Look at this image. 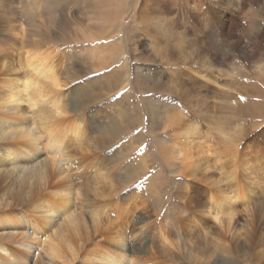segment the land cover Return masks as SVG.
<instances>
[{
    "label": "bare ground",
    "instance_id": "obj_1",
    "mask_svg": "<svg viewBox=\"0 0 264 264\" xmlns=\"http://www.w3.org/2000/svg\"><path fill=\"white\" fill-rule=\"evenodd\" d=\"M108 1L101 22L107 34L89 28L83 33L87 40L123 32L117 23L131 6L126 0ZM165 3L178 12L186 10V19L193 18L192 11H202L203 20L195 30L188 23L183 28L180 15L156 13ZM135 17L130 27L135 83L165 90L158 96L154 90L136 89L139 102L148 109L147 123L162 130L160 135L171 134V144L159 151L161 163L186 179L178 190L175 218L168 213L154 219L149 200L136 191L127 203L114 198L118 188L104 166L109 160L102 153L105 147L91 138L85 141L84 124L76 125L69 108L57 99L64 86L61 68L47 63L48 55L27 52L23 64L31 77L20 86L7 84L0 106V264H264V126L250 127L252 118L264 117V0H144ZM123 41L124 36L111 43L107 52L102 44L94 48L89 67L93 76L95 68L121 63L124 55L114 50ZM154 63L164 68L152 67ZM122 67L128 82L127 60ZM96 78L83 86L87 94L72 112H85L97 101L92 94ZM107 83H102L100 97L108 101L99 111L105 138L113 134L106 120L117 89L116 80ZM42 102L48 105L45 111L39 110ZM25 103L38 119L33 128L38 137L19 117ZM78 141L85 143L81 151ZM90 175L100 184L92 198L105 196L112 206L85 205L88 191L78 185H87Z\"/></svg>",
    "mask_w": 264,
    "mask_h": 264
},
{
    "label": "rangeland",
    "instance_id": "obj_2",
    "mask_svg": "<svg viewBox=\"0 0 264 264\" xmlns=\"http://www.w3.org/2000/svg\"><path fill=\"white\" fill-rule=\"evenodd\" d=\"M143 1L144 0H126L127 4L130 5L131 8L129 11L128 9H126L124 16L119 21L120 23H117L121 25L123 31L122 33H115V35L111 38L107 37L102 38L98 41H89L84 35L85 33H87L89 28H91V30L93 28L92 31L96 34L100 32L103 34L104 32H106L103 30L101 22L104 19L103 17L106 16L105 12L108 8V5L110 4V1L108 0H0V106L3 100L6 99L7 84L11 83L20 86V83H22V81H25L31 75L29 71L26 70L23 64L25 61L26 53L29 52L30 54H37V56L38 54L48 55L49 60L47 59V63L53 65L55 67V70H60L61 68L59 75L61 74L60 78L61 80H64V86L62 87L63 89L61 90V95L58 96V93H52V95L55 94L54 96H58L57 99L61 98L63 100V106L69 108V110L67 111L72 115V118L74 119V123L76 125L79 126L84 124L83 126H85L86 129H83V133L86 135V137L84 136L83 139L85 141L86 138H88L89 143V139L91 138L93 142L95 140V144L98 143V147L100 145L102 146V148L105 147L102 153L105 154L106 158L108 157L107 159L109 160H106L104 166L109 169L110 176H112V182L114 181L115 187L118 188L114 198L120 200L121 203H127L130 202V197H134L130 193L136 191V194H140V196H143L144 198L149 200L151 209L155 214L154 219H161L163 217L165 218V215H167L168 213L171 215V217L175 218L177 214L176 208L179 206V202L177 201L179 196L178 190H182L183 187H180V185L182 186L186 182V179L182 176H179L177 174V169L170 167L167 162L164 161L163 164L161 163L159 151L163 145L165 147L171 144V140L169 137L171 134L164 132L160 135L162 130L155 131L154 126L147 123V120H145V114L147 113L148 109L144 107L143 104H140L138 95L139 93H137L136 91V89L142 91H145V89H149L151 91L154 90L156 91L154 93H158V96H163L165 92V90L163 92H160L159 89L157 90L155 87H152L150 85L147 86V84L141 85V87L138 86L137 82L135 83V69L133 68H135L136 64L132 52L133 42L130 41V27H132V23L136 18L135 16L137 14V10L141 8ZM112 3L116 6V2ZM118 3L120 5L121 2ZM210 3L212 4V2ZM120 9L124 10V7L121 8L119 6L118 10L120 11ZM172 9L173 8L171 6L165 3L164 6L156 10V13L159 14L170 11L171 17L180 15L182 17H179L180 26H183V28H185V23H188L194 27V30L197 28L198 23H200L203 20L202 18L204 17L202 11L195 10L192 11L193 18L186 19L183 18V16H185L184 14L187 13L186 10L178 12V8L173 10ZM109 11L110 16H113L115 14V11H112L111 9ZM174 12L176 13L174 14ZM3 15L5 16V18L3 17ZM3 20L4 22H1ZM107 24L111 26V30H113L112 24L110 25L109 22ZM117 24L115 25V28L117 27ZM180 26H177V30L181 28ZM240 28L238 26L237 29L239 30ZM233 29L236 32V28ZM180 30L182 31V28ZM195 33L198 34V31H196ZM237 33L239 34L238 38H240V34H242V32L239 31ZM106 34H103V36H105ZM123 36V43H120V47H118V50H114V53L116 55L118 54L119 57L124 55L121 57V63H118L117 66L111 65L112 67L110 69L101 67L99 68L100 71L98 68H95L96 71L93 76L92 73H90V70L92 69H90L89 67L92 62L90 61V59L94 48H96L97 46H101L102 44L103 50L107 52L108 46H111V43L120 40ZM211 41L216 50V42H213V40L210 39L209 42ZM213 45L210 46V49L213 48ZM46 50H49L50 55ZM122 50H125L127 55L123 54ZM22 54L25 55L23 56ZM126 60L128 61V82H125L126 70L122 67L123 62H125ZM50 61H52V63ZM54 62L56 65L54 64ZM20 65L23 67H21ZM152 67L160 69L164 68V66L160 63H154L152 64ZM116 68L118 70H115ZM102 71L104 73H102ZM101 73L103 76L101 75ZM108 73L110 76L108 75ZM94 77H97L95 82L98 86L94 88L92 94L94 95V100L97 101L94 103L92 108L85 109V112L82 111L84 109L72 112L73 107L77 106L79 103L81 104L87 94L85 91V87L83 86L86 85L89 79H93ZM99 78H102V81ZM105 79H107L106 82H104ZM111 79L116 80L117 89L112 92V96L110 95L111 97L109 99L110 102H108V111L110 112L111 110V112L106 120V124H109L112 127L113 134H110L105 138L104 133H100L101 129L103 128L102 123H105V121L102 120V116L99 111L101 110V108H104V104H106L108 99L105 102L103 97H100V94L104 92L102 91V88L100 89V87L102 86V83H104L105 85L108 84V80ZM42 83L46 87V92H49V90L51 89L50 85H48L46 81ZM82 90L85 92H82ZM14 91L16 92L15 98L19 97V92H17V90ZM77 91H80L81 93ZM13 92H11V94H8V101L11 100ZM35 94V96L38 95L37 93ZM160 99L164 100V98L162 97H160ZM169 100L175 102L176 96L170 95ZM254 100L257 102L256 99ZM11 105L15 110V103H12ZM134 106L138 108H136V110H133L135 109ZM38 107L39 110L45 111V109H48V105L44 104L43 102L40 103ZM20 111L21 113L19 117L25 119L24 127H28V129L33 130L34 134H38V137L39 131H34L33 129L36 128L34 124L38 122L37 117L36 119L34 118L33 111L29 109L27 103L21 105ZM255 125L257 127L264 126V117H262L261 119L252 118V120H250L251 129H254ZM114 130H116V133L114 132ZM72 137L74 136L72 135L71 138ZM78 143L81 146V151L85 143L79 141ZM112 147H114V149ZM43 154L41 159L45 158V154ZM145 160H148L149 167L143 165V162ZM113 177L115 178V180ZM118 180L120 181V183ZM96 183L98 184V181L94 179L93 175H90V179L87 185H84V183H79L78 186H80L81 189L85 190L86 193L88 191V197L86 198V200L88 201L85 205H88L87 203H89L88 206H91V208H100L101 206L103 207L107 204L112 206L113 202H111V199H107V197L105 196V199H102V197L92 198V196L97 193V190L95 192V187L98 188L100 185H97ZM108 185L109 184H106V188H109ZM90 195L91 198L89 197ZM194 206L195 205H192V209ZM74 209L75 207H73V210ZM241 221H243L242 215L238 218V222Z\"/></svg>",
    "mask_w": 264,
    "mask_h": 264
}]
</instances>
